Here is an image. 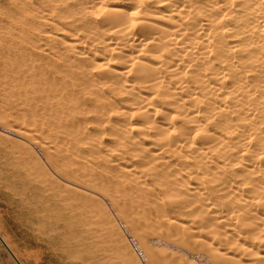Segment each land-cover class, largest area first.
Segmentation results:
<instances>
[{"label": "bare ground", "instance_id": "1", "mask_svg": "<svg viewBox=\"0 0 264 264\" xmlns=\"http://www.w3.org/2000/svg\"><path fill=\"white\" fill-rule=\"evenodd\" d=\"M0 202L42 264H264V0H0Z\"/></svg>", "mask_w": 264, "mask_h": 264}, {"label": "rangeland", "instance_id": "2", "mask_svg": "<svg viewBox=\"0 0 264 264\" xmlns=\"http://www.w3.org/2000/svg\"><path fill=\"white\" fill-rule=\"evenodd\" d=\"M82 205H83L82 216H93V215L100 216L99 210H104L107 213L110 211L109 212L110 215L113 216L110 207H108L107 204L100 202L99 200L91 201L89 199H82ZM12 215H13V211L8 210L4 202L3 203L0 202V216H12ZM0 230H1L0 231L1 234L6 238V240L11 245L13 250L18 254V257L23 264H30V262L31 264H38V261L40 262L42 259L45 258L44 257L45 251L43 249H39L34 245H29L28 244L29 239L26 236V232L16 227V225L12 224L11 220H10V224L7 227L1 226V222H0ZM37 252L40 253L39 255L40 257L35 255V253ZM0 264H17L1 242H0Z\"/></svg>", "mask_w": 264, "mask_h": 264}, {"label": "snow or ice", "instance_id": "3", "mask_svg": "<svg viewBox=\"0 0 264 264\" xmlns=\"http://www.w3.org/2000/svg\"><path fill=\"white\" fill-rule=\"evenodd\" d=\"M132 15L134 17L136 15V13H132ZM97 19H99V18H97ZM119 22H120V18L118 16H114L110 21H108V23H110V25L112 27H115V24L116 23H119ZM132 26L135 27V23L134 22H133V25ZM173 119H176V117H173ZM197 135H199V133H197ZM57 250L59 251V248H57ZM35 255L39 256L40 253L37 252V253H35ZM30 264H31V262H30ZM38 264H42V262H39L38 261Z\"/></svg>", "mask_w": 264, "mask_h": 264}, {"label": "water", "instance_id": "4", "mask_svg": "<svg viewBox=\"0 0 264 264\" xmlns=\"http://www.w3.org/2000/svg\"><path fill=\"white\" fill-rule=\"evenodd\" d=\"M0 242L3 244V246L6 248V250L9 252L10 256L14 259V261L17 264H21L18 259L14 256V254L12 253V251L9 249V247L4 243V241L2 240V238L0 237Z\"/></svg>", "mask_w": 264, "mask_h": 264}]
</instances>
